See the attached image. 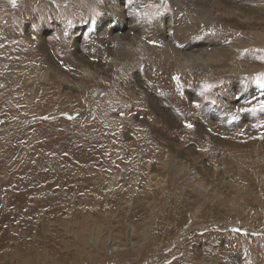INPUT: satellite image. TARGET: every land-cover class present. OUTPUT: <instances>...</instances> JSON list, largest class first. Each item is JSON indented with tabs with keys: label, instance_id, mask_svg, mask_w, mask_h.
Returning <instances> with one entry per match:
<instances>
[{
	"label": "rangeland",
	"instance_id": "374dc122",
	"mask_svg": "<svg viewBox=\"0 0 264 264\" xmlns=\"http://www.w3.org/2000/svg\"><path fill=\"white\" fill-rule=\"evenodd\" d=\"M28 1L0 0V264L28 234L39 264H264V26L218 24L203 44L233 53L212 78L147 45L162 14L184 50L173 0L147 23L149 0Z\"/></svg>",
	"mask_w": 264,
	"mask_h": 264
},
{
	"label": "bare ground",
	"instance_id": "6f19581e",
	"mask_svg": "<svg viewBox=\"0 0 264 264\" xmlns=\"http://www.w3.org/2000/svg\"><path fill=\"white\" fill-rule=\"evenodd\" d=\"M136 4L140 0H135ZM142 1V0H141ZM234 1V0H233ZM232 0H173V20H171L172 29L176 32L179 46L184 50H177L163 39V17L162 14L156 16L154 21L151 23L154 26V30L158 33L157 37L147 33L145 35V40L149 47L158 54V56L170 67V69H175L177 71L183 70H193V71H203L208 74L209 77H216L219 74L226 75L229 69H231L230 61L232 60V51L227 48L218 49L215 47H208L207 44H203L207 35L210 32L215 34L216 26L219 24H227L232 22L240 21L242 24H261L264 26V5H262L258 10H254V4H250L253 9L250 11H245L240 7L233 5L235 2ZM251 2V1H249ZM237 4V3H236ZM247 4V2H246ZM249 4V3H248ZM29 12L36 15L45 13L47 8L43 6L37 0L28 1ZM171 6V5H170ZM46 8V9H45ZM48 13V12H47ZM153 31V30H152ZM129 42L133 43V39L128 36ZM241 42L240 39H237ZM112 43L116 49L117 55H124V48L122 40L119 35L116 34ZM45 44L42 45V50L47 51ZM132 45V44H131ZM52 46V53L54 57H58L60 62L63 61L68 63L67 56L65 52H62L60 47ZM230 46V44H228ZM60 48V49H59ZM234 50L240 49L239 45L234 43L231 45ZM128 49V48H127ZM150 49V50H151ZM49 52V51H47ZM39 53V52H38ZM42 54V53H41ZM64 54V55H63ZM130 54V53H129ZM125 56V55H124ZM44 58L32 57L34 61H44ZM62 60V61H61ZM66 64V63H65ZM42 65V64H40ZM72 65V64H71ZM74 71L81 74L82 71L76 65H72ZM245 74L248 73L242 69H235L229 72ZM220 76V75H219ZM15 100V99H12ZM6 102V101H5ZM16 102V101H14ZM6 104V103H4ZM12 104V103H11ZM31 103H25L19 106H28ZM16 108L15 110H19ZM76 109V108H75ZM10 112V111H9ZM15 113V112H14ZM3 145V144H2ZM24 170V169H23ZM25 172L28 175V171L24 170L20 173ZM15 185V184H14ZM198 191L203 193V189L199 188ZM27 224V223H26ZM33 236L32 238H35ZM46 237L42 235L39 238L40 244H46ZM26 239V241H25ZM22 237V239L17 238L15 241L9 243L8 248L12 250L13 258L16 264H39L42 255V249L39 247H34L29 243L31 241V236L28 234L27 237ZM1 247V245H0ZM29 250L33 255L28 256ZM134 261V259H133Z\"/></svg>",
	"mask_w": 264,
	"mask_h": 264
},
{
	"label": "clouds",
	"instance_id": "9594fccd",
	"mask_svg": "<svg viewBox=\"0 0 264 264\" xmlns=\"http://www.w3.org/2000/svg\"><path fill=\"white\" fill-rule=\"evenodd\" d=\"M157 5H159V4L153 3V2H151V0H149V2L145 3L140 8L139 17L136 15L135 11L132 12V15L135 16L137 18V20L139 19V21L141 23H147L148 18L154 17L158 13L159 8L157 7ZM94 9L95 8H91V9H89V11L94 10ZM61 15L67 16L64 13H61ZM71 15L75 16V15H77V13H72ZM260 83L264 84V78H262L260 80ZM203 87H204L205 91H207L209 88L212 87V85L205 83L203 85Z\"/></svg>",
	"mask_w": 264,
	"mask_h": 264
},
{
	"label": "snow or ice",
	"instance_id": "6c2138e0",
	"mask_svg": "<svg viewBox=\"0 0 264 264\" xmlns=\"http://www.w3.org/2000/svg\"><path fill=\"white\" fill-rule=\"evenodd\" d=\"M173 79H175V80H179V77H173ZM262 87H264V85H261ZM205 99H207V97H205ZM186 127H189V128H191L192 127V125H186Z\"/></svg>",
	"mask_w": 264,
	"mask_h": 264
}]
</instances>
